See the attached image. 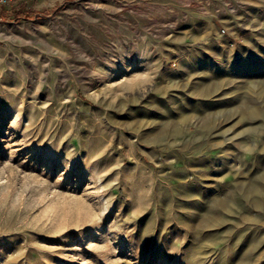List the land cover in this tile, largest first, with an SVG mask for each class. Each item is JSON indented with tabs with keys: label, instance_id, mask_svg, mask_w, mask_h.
<instances>
[{
	"label": "rangeland",
	"instance_id": "obj_1",
	"mask_svg": "<svg viewBox=\"0 0 264 264\" xmlns=\"http://www.w3.org/2000/svg\"><path fill=\"white\" fill-rule=\"evenodd\" d=\"M41 3L0 7V264H264V0Z\"/></svg>",
	"mask_w": 264,
	"mask_h": 264
},
{
	"label": "bare ground",
	"instance_id": "obj_2",
	"mask_svg": "<svg viewBox=\"0 0 264 264\" xmlns=\"http://www.w3.org/2000/svg\"><path fill=\"white\" fill-rule=\"evenodd\" d=\"M41 1H42V3L50 4L54 0H41ZM87 6H88V4H87ZM91 8H93V7H91ZM201 126H205V125H201ZM174 129L177 130L178 129L177 126H175ZM263 150H264V148H262L261 151H263ZM259 168H260V173L262 174V175L260 174L261 177L258 178L253 185L248 186L246 189H243V193H242L243 197L241 196L242 198H244V200L246 199V201L248 202V204L247 203H245V204H246L247 208H249V210L251 208L264 210V196L260 195V194L258 196L257 195L254 196L252 194L253 191H255V192L258 191L260 189V186L262 184H264V182H263L264 181V162H259ZM230 194L229 195L226 194L225 197H222V198H218V197H214L213 199L211 198L207 202V204L204 206V210H203L204 213L201 214L197 218L195 225L197 227H205V226H210L211 224L218 222L219 217L217 214V209H219L220 207H223L224 205H226L230 201V199L232 197ZM185 226H186V224H185Z\"/></svg>",
	"mask_w": 264,
	"mask_h": 264
},
{
	"label": "trees",
	"instance_id": "obj_3",
	"mask_svg": "<svg viewBox=\"0 0 264 264\" xmlns=\"http://www.w3.org/2000/svg\"><path fill=\"white\" fill-rule=\"evenodd\" d=\"M57 8L58 7H56V8H54L53 10H52V12H55L56 10H57ZM16 9V8H15ZM24 12H22L21 10H20V8H18L16 11H15V14L16 15H14V18H16V19H18V18H21V17H24V16H26V14H23ZM8 14V12H5V11H1V9H0V18H2V17H5L6 15Z\"/></svg>",
	"mask_w": 264,
	"mask_h": 264
},
{
	"label": "built area",
	"instance_id": "obj_4",
	"mask_svg": "<svg viewBox=\"0 0 264 264\" xmlns=\"http://www.w3.org/2000/svg\"><path fill=\"white\" fill-rule=\"evenodd\" d=\"M16 0H0V7L1 6H9L13 4Z\"/></svg>",
	"mask_w": 264,
	"mask_h": 264
}]
</instances>
